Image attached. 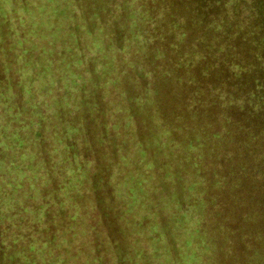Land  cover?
I'll use <instances>...</instances> for the list:
<instances>
[{
	"label": "trees",
	"instance_id": "1",
	"mask_svg": "<svg viewBox=\"0 0 264 264\" xmlns=\"http://www.w3.org/2000/svg\"><path fill=\"white\" fill-rule=\"evenodd\" d=\"M129 1L135 4L130 9L123 7ZM85 2L81 19L100 17L94 0ZM117 6L121 7L115 19H120L111 23L112 37L106 49L119 55L113 66L116 75L122 73L124 77L122 84L119 80L114 87L118 97L126 96L131 115L136 117L135 135L141 137V143H135L134 150L141 148L143 155L156 153L142 130L147 118L159 119L160 127L169 135L162 151L167 150L170 157L156 167L162 177L165 172L177 179L178 186L183 176L194 174L196 180L186 187L191 192L184 195L189 199L188 206L201 210L203 219L199 218L195 227L194 243L209 249L204 256L208 264H264L256 250L259 233L264 245V0H123ZM133 6L146 17L134 21ZM108 8L101 9L104 16ZM129 22L133 28H126ZM104 24L106 27V20ZM79 42L78 36V47ZM11 43L3 41L0 46L6 49ZM78 61L82 63V59ZM90 64L86 73L95 70L94 76H98ZM9 66L12 63L0 62V102L12 100L16 104L11 105L14 112L19 105L21 112L26 111L21 120V112L16 113L17 122L11 131H16L14 126L18 128L10 136L23 149L20 156H28L30 143L23 127L35 104H25L24 91L29 89L21 85V77L10 73ZM98 86H79L78 99L83 107L91 106L96 113L104 114ZM88 90L95 95L89 96ZM140 101L142 108L137 105ZM140 110L147 115L139 117ZM149 111L154 117L148 116ZM93 119L83 115L84 140L67 141L63 148L71 170H78V176L85 179L78 178V196L92 195L96 210L107 217L111 209L108 203L114 199L113 185L109 184L111 166L106 165L109 154L101 144L104 136L95 132ZM39 128L37 145L46 149L42 125ZM72 144L78 147L70 148ZM33 158L31 164L41 162L45 167L41 185L46 196L45 183L52 177L48 167L53 165L47 162L46 167L43 155ZM172 160L174 170L170 171ZM183 198L179 196V206L185 202Z\"/></svg>",
	"mask_w": 264,
	"mask_h": 264
},
{
	"label": "rangeland",
	"instance_id": "2",
	"mask_svg": "<svg viewBox=\"0 0 264 264\" xmlns=\"http://www.w3.org/2000/svg\"><path fill=\"white\" fill-rule=\"evenodd\" d=\"M114 1L94 0L100 17L93 15L83 21L85 0H0V45L3 41H12L6 49L0 46V62L12 63L10 73L17 79L21 77V85L29 89L24 91L28 101L25 104H35L28 111V119L24 120L27 125L23 127L30 152L28 156H20L23 149L14 143L10 133H16L18 127L14 126L16 131H11L13 125L18 116L20 120L25 117L26 111L21 112L19 105L14 112L11 105L16 104L12 100L0 102V264H120V261L208 264L204 256L209 249L194 243L195 227L203 219L201 210L188 206L189 199L184 195L191 192L186 187L196 180L194 174L183 176L178 186L177 179L165 172L162 177L156 167L170 157L167 150L162 151L169 135L166 128L160 127L159 119L147 118L142 130L152 147H156V153L148 151L143 155L141 148L134 150L135 143H141V137L135 135L136 117L131 115L126 96L118 97L114 87L119 80L122 84L124 77L122 73L116 75L113 66L119 55L106 49L112 37L111 23L118 14L115 8L123 3V0ZM103 2L114 9L113 12L105 9L106 16L100 8ZM44 3H69L77 11L59 21V31L52 35L56 28L34 29L30 17V13L36 12L33 5ZM133 4L129 1L128 9ZM119 19L117 16L115 20ZM128 27H134L132 22ZM89 61L98 76H94L95 70L86 73L87 66L91 65ZM109 77L114 80L109 81ZM95 83H99L96 92L102 98L104 114L96 113L91 106L83 107L78 99L79 86L95 88ZM88 95L95 94L88 90ZM142 102L137 104L140 108ZM85 108L88 112H84ZM18 112L21 114L16 116ZM83 115L94 118L95 132L104 136L101 144L109 154L106 165L111 166L112 182L110 178L107 181L113 185L114 199L108 203L111 209L107 210V217L96 210L92 195L78 196V178H84L78 176V170H71L64 154L67 141L76 138L83 141L86 136L81 126ZM139 115L145 117L147 113L141 111ZM148 116L154 117V114L149 111ZM40 125L46 137V149H39L37 145L36 131ZM73 147L78 146L70 145ZM42 155L46 167L47 162L53 165L48 167L52 177L45 183L46 196L41 185L45 182V167L41 162L31 164L33 157ZM170 165V171L174 170L173 160ZM24 178L26 181H22ZM180 195L186 199L182 206L178 202ZM78 202L83 206L78 208ZM259 234L256 250L262 261L264 245ZM190 257L194 259L190 261Z\"/></svg>",
	"mask_w": 264,
	"mask_h": 264
},
{
	"label": "clouds",
	"instance_id": "3",
	"mask_svg": "<svg viewBox=\"0 0 264 264\" xmlns=\"http://www.w3.org/2000/svg\"><path fill=\"white\" fill-rule=\"evenodd\" d=\"M101 9L109 7L108 5H101ZM121 6H116V12L119 13ZM123 7L128 9V5H124ZM33 8L36 9V12L30 13V17L33 21V28H43L46 31L56 28V32H51L52 35H55L59 31V21H62L66 17L69 18L72 12H76V6L69 3H44L39 5H33ZM134 21L140 17H146L145 13H137L135 6H133V10L131 13ZM57 21V23H53V21ZM43 38H47L46 36ZM194 257H190L191 261Z\"/></svg>",
	"mask_w": 264,
	"mask_h": 264
}]
</instances>
